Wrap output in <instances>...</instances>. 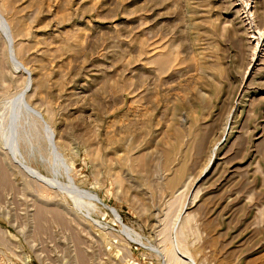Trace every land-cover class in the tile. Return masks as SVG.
Wrapping results in <instances>:
<instances>
[{
	"label": "rangeland",
	"instance_id": "1",
	"mask_svg": "<svg viewBox=\"0 0 264 264\" xmlns=\"http://www.w3.org/2000/svg\"><path fill=\"white\" fill-rule=\"evenodd\" d=\"M0 264H264V0H0Z\"/></svg>",
	"mask_w": 264,
	"mask_h": 264
},
{
	"label": "water",
	"instance_id": "2",
	"mask_svg": "<svg viewBox=\"0 0 264 264\" xmlns=\"http://www.w3.org/2000/svg\"><path fill=\"white\" fill-rule=\"evenodd\" d=\"M35 114H37V116H39L38 112L35 110H32ZM97 201L101 202L97 197L95 198ZM101 204L105 207H107L104 203L101 202ZM110 210H112L111 208H109Z\"/></svg>",
	"mask_w": 264,
	"mask_h": 264
},
{
	"label": "bare ground",
	"instance_id": "3",
	"mask_svg": "<svg viewBox=\"0 0 264 264\" xmlns=\"http://www.w3.org/2000/svg\"><path fill=\"white\" fill-rule=\"evenodd\" d=\"M159 61V60H158Z\"/></svg>",
	"mask_w": 264,
	"mask_h": 264
}]
</instances>
